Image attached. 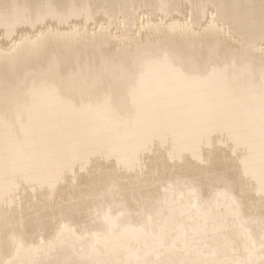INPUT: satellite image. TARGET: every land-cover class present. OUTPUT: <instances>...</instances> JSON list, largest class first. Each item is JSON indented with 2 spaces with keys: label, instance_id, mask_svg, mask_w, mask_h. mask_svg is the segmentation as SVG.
Wrapping results in <instances>:
<instances>
[{
  "label": "bare ground",
  "instance_id": "obj_1",
  "mask_svg": "<svg viewBox=\"0 0 264 264\" xmlns=\"http://www.w3.org/2000/svg\"><path fill=\"white\" fill-rule=\"evenodd\" d=\"M262 119L264 0H0V264H264Z\"/></svg>",
  "mask_w": 264,
  "mask_h": 264
},
{
  "label": "snow or ice",
  "instance_id": "obj_2",
  "mask_svg": "<svg viewBox=\"0 0 264 264\" xmlns=\"http://www.w3.org/2000/svg\"><path fill=\"white\" fill-rule=\"evenodd\" d=\"M262 133H264V119H262ZM260 194L264 196V184L261 186V192Z\"/></svg>",
  "mask_w": 264,
  "mask_h": 264
},
{
  "label": "rangeland",
  "instance_id": "obj_3",
  "mask_svg": "<svg viewBox=\"0 0 264 264\" xmlns=\"http://www.w3.org/2000/svg\"><path fill=\"white\" fill-rule=\"evenodd\" d=\"M234 185V184H233Z\"/></svg>",
  "mask_w": 264,
  "mask_h": 264
}]
</instances>
